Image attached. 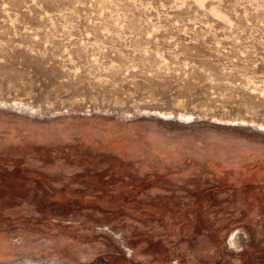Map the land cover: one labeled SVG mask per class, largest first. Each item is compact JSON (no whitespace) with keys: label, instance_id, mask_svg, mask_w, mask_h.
Listing matches in <instances>:
<instances>
[{"label":"rangeland","instance_id":"374dc122","mask_svg":"<svg viewBox=\"0 0 264 264\" xmlns=\"http://www.w3.org/2000/svg\"><path fill=\"white\" fill-rule=\"evenodd\" d=\"M0 264H264V0H0Z\"/></svg>","mask_w":264,"mask_h":264}]
</instances>
